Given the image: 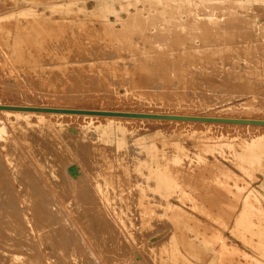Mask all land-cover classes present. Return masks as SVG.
Returning <instances> with one entry per match:
<instances>
[{
    "label": "bare ground",
    "instance_id": "obj_1",
    "mask_svg": "<svg viewBox=\"0 0 264 264\" xmlns=\"http://www.w3.org/2000/svg\"><path fill=\"white\" fill-rule=\"evenodd\" d=\"M5 1H6V3H8L7 0H5ZM10 1H12V0H10ZM28 1L31 2L32 0L31 1L28 0ZM208 1L209 0H198L197 2H194V3L201 4V3H208ZM48 2H50V1H48ZM50 3H52V2H50ZM1 4H3V3L1 2ZM64 4H66V3H64ZM132 4L135 6L134 1H133ZM199 4H197V5H199ZM52 5H54V4H52ZM47 6L49 8L50 5H47ZM204 6H206V5H204ZM64 7H66V6H64ZM3 8H5V7H3ZM122 8H123V6H122ZM186 8L187 7H185L184 9H186ZM198 8H199V10L202 9V8L200 9V7H198ZM225 8H228V6H225ZM29 9H26L24 7V8H19L18 10H15V11H1L0 10V55H1V53H3V54L7 53V50L9 49V44H11V42L13 40L15 41V39L17 37L20 38V35H21V38H22V34L24 35L26 32H29V30L31 31V29L37 27L38 25L39 26L40 25H43V26L45 25L44 23H46V22H45L44 16H42V14L37 9L36 10L35 9L29 10ZM124 9H125V7H124ZM207 9H208V7H207ZM133 11H134V14H137V12H138L137 6H135V9ZM55 12L56 11H54V13ZM198 12H201V11H198ZM52 13H50V14H52ZM185 13H186V15H188V17L185 19V20H187V21H185L186 23H181V21L178 22L176 20V17L178 18V16H177L178 14H173L172 12L168 11L167 9L165 11L162 10V12H158L156 14H152V15L147 16V18H145L146 20H143V19L141 20V21H143L141 23L140 22H136V23H139L140 26L142 24L141 28L144 30V32H146V34L148 33L150 35L151 39L153 38L154 43L157 44V45L162 46V48L164 46L166 47L167 45L169 46V44H167L168 43L167 41L175 38V37H172L173 36L172 33H175L176 35H177V33H178V35H179V33L184 35L183 33L185 32L186 35H188L190 33V31L197 30V32H198V30H199V32H200L201 31V27L204 24H207V25H210V26H211V24H212V26L217 25V27H219L218 24H220L222 26L225 25V27H227V28L230 27V30H228L227 33H228V35H230L231 32L233 33V34L231 33L232 36L230 35L232 37V39H233L234 36L236 37L238 32L241 31V30L238 31V29L243 28V27H241L240 24L243 25V23H244V25H245V22H243L240 19L237 20V21L235 20V22L230 21V19H227L229 21L226 20L225 22H218V20L216 18H214V16L212 17V15H213L212 12H211V14L210 13H206L205 10L203 12L204 14L201 13V15L200 14H191L189 12V10H187V12H185ZM239 13H240V11H239ZM74 15L72 16L73 18H74ZM125 15H127V14L125 13ZM105 17H104V19H105ZM239 17H240V15H239ZM66 18H68V17H66ZM236 18H238L237 15H236ZM63 19L65 21V18H63ZM69 19H70V17H69ZM119 19H120L119 16H117V17L115 16L114 20H116L117 23H118ZM101 20H102V18H101ZM101 20H100V22H101ZM77 23L80 24L79 21H77ZM51 24L52 23H50V25ZM54 24H55V22L52 24V26H54ZM57 24L58 23H56V25ZM67 24H69V23H67ZM96 24H98V23H96ZM134 24L135 23H133V25ZM232 24H233V27H232ZM234 24H235V27H234ZM75 25L77 26V24H74V26ZM91 25L93 27V24H91ZM100 25H102V24H100ZM105 25H108V24L106 23ZM139 25L137 26L138 28L140 27ZM57 26H59L58 28H60V25H57ZM88 26H90V24ZM120 26H119V28H120L119 31L122 33L121 34L122 38L119 37V36H117V37H119L118 39H120V38L122 39V41H121L123 43L122 44V48L125 49V51L127 53H129L130 59L134 62L133 66H130L131 67L130 72L126 71L125 74L127 76H129V77L132 76L133 77L132 80H134L135 78H138L137 86H138L139 90H142V91L149 90L148 82L144 81V80H141V78H144V79L148 78L149 79V76H155V75L156 76H161V77L162 76L168 77V75H169V77H171L170 75H173L175 77L177 76V78L180 79V82L177 81V79L173 80L175 82L176 81L179 82L177 88H174L175 85L172 86L173 83L169 82V81H168L169 83L168 82L164 83V87L165 88L168 87L169 90L179 91V93L181 92V90L186 89V87H188V89L189 88L192 89L196 85H198V83H196V81L198 82L200 80V78H202V75H201V77L198 80H196L197 76H195V78H194V76L192 77V74H194V73L193 72H192V74H190L191 72L189 73V70H187L186 67L184 66V64H186V63L183 64L181 58H178V57H180V55L178 56V55H174L173 54V56H172L171 53H168V52L159 53L160 52L159 50H157L158 52H154L156 49L155 50L151 49L153 51H148V52L141 51V50H139L137 48L138 46L136 47L135 44L132 42L133 33L140 34L139 32H137V31H140V30H134V28H132L131 24L129 26H126V27H120ZM236 26L237 27L240 26L241 28L240 27L236 28ZM109 27H111V26H109ZM109 27L107 26V28H109ZM135 27H136V25H135ZM46 28L47 27H45L44 29H46ZM86 28H87V26H86ZM205 28H207V27H205ZM213 28H215V27H213ZM224 28H223V30H225ZM247 28H249V27L247 26ZM251 28L252 27L250 26V29ZM41 29H42V27H41ZM48 29H51L50 31L52 32V28H48ZM66 29H68V28H66ZM244 29L246 31V28H244ZM250 29H249V32H253V31H250ZM71 30H72V28H71ZM98 30H99V28H98ZM203 30H204V28H203ZM213 30H212V32H216L217 31V29H216V31H215V29H213ZM218 30H219V28H218ZM47 31L49 32V30H47ZM56 31H58V29ZM56 31L54 30L53 32H55V33H53V32L52 33L56 35ZM85 31H83V32H85ZM90 31L91 30L89 29V32ZM107 31H109V30L107 29ZM112 31H111V33H112ZM188 31H189V33L187 34ZM229 31H230V33H229ZM242 31H243V29H242ZM117 32H118V30H117ZM220 32H222V31H219V33ZM223 32H225V31H223ZM38 33L40 34V32H38ZM64 33H66V32H64ZM78 33H79V31H78ZM118 33H117V35H118ZM227 33H225V34H227ZM244 33H246V32H244ZM27 34H25V35H27ZM61 34H62V32L60 34H57V35L59 36ZM86 34H88L87 31H86L85 35ZM141 34L143 35V33H141ZM146 34H144V35L146 36ZM198 34H199L198 38H200V33H198ZM206 34H209V36L211 34V37H212V33L211 32H206ZM213 34H215V33H213ZM225 34L224 33H223V35L221 34L223 39H224V35ZM238 34L239 35H237V36L240 37V33H238ZM249 34L252 35L253 33L252 34L249 33ZM42 35L43 34L41 33V36ZM47 35H49V34H47ZM64 35L65 34H63L62 36H64ZM74 35H75V33H74ZM77 35H76V37H77ZM108 35H110V34L108 33ZM195 35L194 36L197 37V34H195ZM203 35L204 34H202V37H203ZM62 36H61V38H63ZM104 36H106V35H104ZM134 36H135V34H134ZM205 36L206 35H204V37H203L204 38V43H205V41L208 43V39H210V37L207 39V38H205ZM216 36L218 38H221L219 36V34L218 35L216 34ZM227 36H225L227 38V39H225V41H227V40L229 41L228 38H230V37L229 36L227 37ZM64 37H67V36H64ZM88 37H90V36H88ZM193 37H192V39H193ZM206 37H208V35ZM214 37H215V35L213 36V38ZM45 38L47 39V36ZM55 38H57V37H55ZM91 38L93 39V36ZM113 38H114V36H113ZM176 38H175V40H177ZM187 38L186 39L184 38V39L187 40ZM213 38H211V40H209L210 41L209 42L210 46L212 44L211 42L213 41ZM23 39H25V41H26V38L23 37ZM40 39L37 38V41L40 40ZM42 39H41L42 40L41 42L44 41V37ZM63 39H61V40L63 41ZM66 39L68 41V38H66ZM88 39L91 41L90 38H88ZM136 39H137V36H136ZM223 39H220V41L222 42ZM236 39H235V41H237ZM28 40H29V37H28ZM73 40H75V37H74ZM175 40L172 41L171 45L174 46V44L177 42L178 45L177 44L176 45L180 47V46H182V45H179L181 42H183L184 44L187 43V41H185V40H184L185 42L178 40L180 43H178V41L175 42ZM199 40H201V39H199ZM214 40H216V41H214V43L216 42V44H217V39L215 38ZM244 40L245 39H242L241 42H245L246 43L247 40L246 41H244ZM18 41H19V39H18ZM60 41L58 42V38H57V42L60 43ZM96 41L97 40H95V42ZM115 41H113V39H112V42L115 43ZM138 41L141 42L140 39ZM142 41L144 42V40H142ZM220 41H218V42H220ZM26 42L28 43V41H26ZM41 42H39V43H41ZM57 42L56 43L53 42V44L56 45ZM63 42H65V39H64ZM97 42H99V41H97ZM110 42H111V40H110ZM173 42H175V43L173 44ZM241 42H239V43H241ZM23 43H24V41H23ZM27 43H26V45H27ZM29 43H30V41H29ZM65 43H67V42H65ZM68 43H70V40H69ZM85 43L88 44L87 41H85ZM117 43H116V45H117ZM141 43H140V45H141ZM146 43H147V41H146ZM222 43H225V42L223 41ZM222 43H221V45H222ZM230 43H233V42H230ZM248 43H250V42H248ZM48 44H50V43H47V45ZM73 44H75V42ZM77 44H79V43L77 42ZM142 44H144V43H142ZM33 45H35V44H33ZM62 45L63 44L61 42V46ZM65 45H67V44H65ZM104 45H105V42H104ZM118 45H121V43L118 44ZM149 45H150V43H149ZM226 45H227V47L230 48V46H228V44H226ZM243 45L247 48L246 45H248V44L246 43V45L245 44H243ZM243 45H241V46L243 47ZM16 46L19 47V45H16ZM30 46H32V45H30ZM101 46H103V45L100 44V46H98V47H101ZM190 46H193V45H190ZM203 46H204V44H203ZM203 46H202V48H204ZM208 46L209 45H207V47ZM210 46H209V48H212L213 45L211 47ZM216 46H219V45L217 44ZM233 46H235V45H233ZM50 47H49V49H51ZM63 47H64V45L62 46V49H63ZM77 47H78V45H77ZM90 47H91V44H90ZM96 47H97V45L95 44V48ZM196 47H198V46H196ZM223 47L225 48V46H223ZM223 47H222V49H223ZM27 48H28V46H27ZM38 48H40V47H38ZM38 48H36V49H38ZM58 48H61V47L58 46ZM73 48H71V49H73ZM86 48L88 49V47H86ZM156 48H157V46H156ZM229 48H228V50H230V52H229L230 56L229 57L231 58V53L234 52L237 49H235V47H234V50L231 52V49H229ZM246 48H243V49L246 50ZM249 48L250 47H248V49ZM33 49L36 50L35 48H33ZM41 49H43V48L41 47ZM83 49H85V48H82V50ZM109 49H111V48H109ZM143 49H144V47H143ZM168 49H170V46H169V48H167V50ZM191 49H192V47H191ZM191 49L188 48L189 51ZM213 49L217 52V49H215L214 47H213ZM243 49H242V51L246 52ZM64 50H66V49H64ZM112 50H111V53H112ZM118 50H116V51L118 52ZM147 50H148V47H147ZM195 50H197V49H195ZM218 50H220L219 47H218ZM225 50L227 51V48ZM31 51H32V49H31ZM69 51H71V50H69ZM80 51H81V49H80ZM80 51L77 52V54L78 53H82ZM163 51H164V49H163ZM177 51H178V49H177ZM238 51L240 52L241 50L238 49ZM46 52H48V51L46 50ZM50 52L51 53L53 52L51 54V55H53L55 53V50L52 49V51H50ZM66 52L67 51H65V53ZM99 52H101V51H99ZM117 52H116V54H117ZM210 52H212V50ZM216 52H214V53H216ZM221 52L219 51V53L218 52L217 53L221 55ZM260 52L263 53L264 51L262 52V50H261ZM37 53H38V51H37ZM41 53L39 51V54H41ZM93 53H95V51ZM104 53H106V51ZM111 53H109V54H111ZM121 53L124 54L123 51ZM180 53H176V54H180ZM192 53H191V55H192ZM204 53H205V51H204ZM214 53H213L211 59H213ZM235 53L236 52H234V54ZM39 54H38V57H40ZM59 54H61V53H59ZM59 54H58V56H59ZM91 54H90V56H91ZM202 54H203V52H202ZM218 54H215V55H218ZM247 54H252V56H253L256 53L253 54L251 52V50H249ZM34 55L36 56V53H34L33 56ZM98 55L100 56V54H98ZM102 55H104V54H102ZM102 55H101V57H103ZM129 55L127 54V56H129ZM197 55H198L197 57H199V60H198V58H196V59L198 60V62L201 61V62H199L201 64H199V63H197V64L202 65L204 59L200 60L202 58V57H200L201 53H200V55H199V53ZM207 55H208V53H207ZM35 56L33 58H35ZM44 56H42V57L43 58H45V57L47 58L48 55L45 56V57ZM65 56L67 57L68 55H65ZM94 56L95 55H93V57ZM99 56L97 57V55H96V57L93 58L94 61H95L96 58H99ZM181 56H183V58H184V54L183 55L181 54ZM192 56H194V55H192ZM222 56H223V54L221 55V57ZM225 56H226V54L224 55V57ZM233 56L234 55L232 54V57ZM256 56H258V55L256 54ZM262 56H260V57L263 58ZM4 57H6V56H4ZM8 57H9L8 60H10V55H8ZM188 57H189L188 59H190V55ZM210 57L211 56H209V58ZM221 57H219V58H221ZM227 57H228V55H227ZM227 57H225L224 59L226 60ZM229 57H228V59H229ZM247 57L249 58V56H247ZM88 58H91V57H88ZM108 58L110 59L109 56H108ZM127 58H129V57H127ZM234 58H233V60H234ZM53 59L50 58V61L53 60ZM55 59L57 60V58H55ZM62 59H64V58H62ZM62 59L60 58V61ZM105 59H104V61H105ZM113 59H115V58H113ZM206 59L207 58H205V62H206ZM214 59L216 60V59H218V57L217 58L214 57ZM246 59H244V60H246ZM249 59H247V60H249ZM27 60H28V58L26 60H24V61H27ZM35 60L39 61L40 59L38 58V59H35ZM56 60H54V61H56ZM66 60H67V58H66ZM218 60H220V59H218ZM222 60H220V62ZM233 60L232 61L230 60V61L236 63V61H233ZM244 60L239 59L238 61H244ZM262 60H264V58ZM2 61H3V59H2ZM18 61H20V60H18ZM128 61H130V60H128ZM192 61L194 62L195 60H192ZM226 61H224V62H226ZM250 61L251 60H249V63H250ZM253 61H255V60H253ZM65 62H68V61H65ZM222 62L220 64H223ZM245 62H246L245 63V65H246L247 61H245ZM261 62L262 61H260V63ZM1 63L2 62L0 60V67L2 66ZM26 63H28V62H26ZM85 63H86V60H85ZM103 63H102V66H104ZM108 63H109V60H108L107 64ZM119 63H121V62H118V64ZM187 63H189V64L188 65L186 64V65L190 66V68H191L190 64H193V63H190V61L188 62V60H187ZM210 63H211V61L209 62V64ZM212 63H214V60H212ZM212 63L210 64L211 66H212ZM218 63H215V64H218ZM235 63H233V64L231 63V65H228V64H230V62L228 60V64L227 63H225V64L228 65V66H233ZM257 63H259V61ZM12 64H14V63H12ZM20 64H22V62ZM79 64L82 65V61H80ZM104 64H106V63H104ZM121 64H124L123 61H122ZM194 64H196V62ZM206 64H208V63L206 62ZM239 64H240V62H239ZM239 64L237 62L236 65H239ZM251 64L252 63H250V66H249V64H247L248 65L247 67L251 68ZM81 65H80V68L82 67ZM92 65H94V63ZM92 65H90V66H92ZM224 65H221V66H223L225 68ZM236 65H234V66H236ZM254 65L255 66L257 65L256 67L259 66L258 64H254ZM260 65H263V63H261ZM11 66L13 67V65H11ZM16 66H14V67H16ZM19 66L20 65H18V67ZM118 66H116V67H118ZM192 66L193 67H198V65H196V66L192 65ZM221 66H219L220 68H218V69H220L222 71ZM234 66L232 67L233 69L235 68ZM241 66H243V65H241ZM26 67H29V66H26ZM44 67H45V63H44ZM51 67L52 66H50L49 68L51 69ZM105 67H104V69H105ZM120 67H121V65H120ZM123 67H124V65H123ZM125 67H126V65H125ZM202 67L200 66V68L202 69V72H204V70H203L205 68L204 65ZM207 67H209V65L206 66V68ZM6 68H7V66H6ZM49 68H47V69H49ZM110 68L113 69L112 66ZM126 68H128V63H127V67ZM187 68H189V67H187ZM226 68L224 69L226 71H227V69H230V68H227V69ZM237 68L235 70L236 72H237ZM244 68L247 71V68L246 67H244ZM260 68H262V67H260ZM260 68H259V70H260ZM25 69L23 71H25ZM28 69H30V68H28ZM31 69L32 70H28V71L32 72V74H33V72H34L33 70L34 69L33 68H31ZM53 69H54V67L52 68V71L54 72ZM58 69H60V68H56V71H58ZM93 69H95V68L93 67ZM198 69H199V67H198ZM216 69H217V67H216ZM255 69H257V68H255ZM35 70H36V68H35ZM192 70H194V69H192ZM224 70L222 72H224ZM230 70H232V69H230ZM263 70H261V71H263ZM113 71H114V69H113ZM194 71L196 72V70H194ZM197 71L201 72V70L200 71L197 70ZM212 71L213 70H211L210 72L212 73ZM216 71L217 70H215V72ZM254 71L256 73L258 72L256 70H254ZM48 72H50V71H48ZM48 72H46V73H48ZM59 72L60 71H58V73ZM67 72H69V69H67ZM99 72H101V71H99ZM107 72H108V70H107ZM202 72H201V74L205 75V74H207L205 72H208V71L206 70L204 73H202ZM210 72H208V74ZM232 72H234V71H232ZM241 72L238 70L237 73L240 74ZM247 72H249V71H247ZM247 72H245V73H247ZM250 72L248 73V76H249ZM41 73L44 74L45 72L41 71ZM211 73H210V75H211ZM225 73H227V72H225ZM256 73H255V75L251 76V79H252V77L255 78V76L259 75L258 73H257L258 75H256ZM262 73H264V72H262ZM23 74H26V73H23ZM32 74H31V76H29L30 78L33 76ZM93 74H95V72ZM96 74H98V73H96ZM125 74H123V75H125ZM196 74H197V72H196ZM196 74H194V75H196ZM217 74L220 75V73H217ZM228 74H230L229 70H228ZM251 74H254V73H251ZM11 75H12V73H11ZM37 75H39V74H37ZM46 75H49V74H46ZM66 75H68V73ZM66 75H62L61 74V77L66 76ZM99 75H101V73ZM105 75H106V73H105ZM107 75H108V73H107ZM234 75H235V73H234ZM240 75H242V74H240ZM76 76H74V74H73V76H70V77L75 79L74 77H76ZM91 76H93V75H91ZM102 76H103V73H102ZM114 76H117V75H114ZM119 76H121V75H119ZM198 76H200V75H198ZM231 76L233 78V75L230 74L229 77L231 78ZM235 76H234V79L237 76H239V75H237L236 77ZM262 76H264V75H262ZM34 77H36V75ZM34 77H32V78H34ZM61 77H58V78L60 79ZM215 77H211L210 76V79L214 78L217 81L218 77L217 78H215ZM226 77L228 78V75ZM245 77H247V74L245 75ZM32 78H31V80H32ZM44 78H46V80L48 81V79H52L53 80V78H55V77L53 76V78L50 77L48 79H47V77H43V79ZM88 78H90V76ZM124 78L121 79L122 80L121 82H124L123 81ZM156 78H158V77H156ZM171 78L170 79L168 78V79L172 80ZM207 78L208 77H205L204 79H201V80L204 81V80H207ZM221 78H223V76ZM227 78H226V81L229 82L230 78H228V80H227ZM237 78L241 79V77H237ZM57 79L55 78L54 81L57 80ZM77 79H78V77H77ZM77 79H75V81ZM111 79L114 80L113 77ZM115 79H116V77H115ZM151 79H153V78H151ZM246 79L250 80V78H246ZM70 80L71 79H69V83H70ZM107 80H109V78ZM124 80H126V79H124ZM129 80H131V78ZM161 80H162V78H161ZM222 80H224V79H222ZM262 80H264V78ZM38 81L40 82V80H38ZM54 81L52 82L53 83L52 85L55 86L56 83L54 84ZM63 81H64V79H63ZM243 81H244V83L246 82L245 80H243ZM254 81H256V80H254ZM258 81L257 82L260 85V82H261L260 79ZM39 82H37V80H36V84L39 83ZM57 82H58V80H57ZM79 82H80V80H79ZM126 82H128V81H126ZM152 82H154V80ZM210 82H211V80H210ZM218 82L220 84V82L224 83L225 81H218ZM230 82H232V84H233V81H230ZM240 82H241V84L239 83L240 86L243 85L242 81H240ZM250 82H248V87L250 85L249 84ZM59 83H61V82H59ZM67 83H65V84H67ZM162 83H163V81H162ZM199 83L201 85L203 84L201 82H199ZM213 83H214L213 87H211L212 86L211 83L209 85L207 83L206 84L208 86L211 85L210 86L211 89L215 88L216 85H219V84H216V82H213ZM262 83H263V81H262ZM262 83H261V86H262ZM47 84H44L43 86L46 85V87H48ZM49 84H50V82H49ZM83 84H86V83H83ZM227 84L228 83H225L223 85L225 86ZM232 84L230 83V85H232ZM251 84H252V82H251ZM39 85H41V84H39ZM52 85H50L51 89H52ZM70 85H73V84L70 83ZM74 85L76 86L77 82L74 83ZM154 85H155V83H154ZM252 85L255 86L254 83ZM38 86H36V87H38ZM43 86H42V88H43ZM62 86H64V85H62ZM79 86H83V85H81V83H80ZM133 86H134V84H133ZM199 86L200 85H198V87ZM203 86L204 85H202V87L200 86V88L202 89ZM208 86H207V89H210ZM235 86H236V84H235ZM235 86H233V87H235ZM73 87H72V89H74ZM164 87H163V89H164ZM220 87H222V83H221ZM50 88H47V89H49L48 90L49 92H50ZM77 88L81 89L82 87H77ZM83 88H87V87H83ZM223 88H220L219 90L221 91ZM228 88H226V89H228ZM238 88H239V86H238ZM238 88L236 87L235 91H236V89L238 90ZM246 88L247 87L245 85L244 86V90ZM254 88L255 89H253V90L257 89L256 86ZM87 89H89V88H87ZM94 89H96V88H94ZM132 89H133V87H132ZM197 89L199 90V88H197ZM207 89H205L206 92H207ZM230 89L231 88H229V90H228L229 92H230ZM241 89H243V88H241ZM241 89H240V91H241ZM247 89H250V88H247ZM261 89H262V87H261ZM64 90H66V89H64ZM125 90H126V88H125ZM158 90H159V88H158ZM194 90L192 89V91H194ZM253 90L251 89V91H253ZM258 90H259V88H258ZM67 91L68 90H66V92ZM94 91H98V89H96ZM202 91H204V90H200V92H202ZM215 91H217V90H215ZM249 91H247V93L251 92V91L250 92ZM74 92L75 91H73L72 94ZM77 92H78V90L76 91V93ZM154 92H156L155 89H154ZM231 92H233V91H231ZM253 92H255V94L254 93L253 94L256 95V91H253ZM259 92H260V90H259ZM80 93H82V92L79 91L78 94L80 95ZM146 93H148V92H146ZM161 93H163V95L167 94V93H164V92H161ZM175 93H173V94H175ZM190 93H192V92H190ZM212 93H213V91H212ZM236 93H240L239 90ZM241 93H245V92H241ZM241 93H240V95H241ZM58 94H61V92H58ZM186 94H188V93H186ZM232 94H234V93H232ZM52 95H51L52 96L51 100H54L55 93L52 94ZM169 95H171V94L169 93ZM200 95H202V94H200ZM249 95L247 94V96H249ZM165 96H167V95H165ZM189 96L187 95L186 97H189ZM195 96H197V95H195ZM60 97L56 96L55 99L58 100L57 98L60 99ZM65 97H67V96L65 95ZM68 97H69V95H68ZM127 97L129 98V95ZM134 97H133V99H134ZM152 97H154V96H152ZM171 97H173V96H171ZM176 97H177V95L175 94V97H173V98L175 99ZM184 97H182L183 99H181V98L180 99L183 100V101L187 100V98H184ZM200 97L202 98L204 96H200ZM62 98H64V97H62ZM74 98H79V96L78 97H74ZM166 98L169 99L168 96L165 97V99ZM209 98H210V95L208 97V103H209V101L211 103V98H215V97H211L210 100H209ZM253 98H254V100H256L254 96H253ZM253 98H251L250 100L252 101ZM190 99L191 98H188L189 101H190ZM197 99H200V98H197ZM204 99H206V98H204ZM71 100H72V98H71ZM142 100L143 99H141V101ZM188 100H187V102H188ZM201 101L203 102V99ZM214 101H215V99H214ZM214 101H212V102H214ZM248 101H246L247 104H248ZM251 101H249V102H251ZM159 102H160V100H159ZM198 102L199 101H197L196 103H198ZM202 102H201V106L204 103V102L203 103ZM253 102L254 101H252V104L249 103V105H253ZM256 102H257V100H256ZM184 103H182V104H184ZM260 103H259V105H260ZM196 105H198V104H196ZM259 105L257 104V107H259ZM2 106H14V107L23 106V107H35V108L42 107V106L37 107V106H31V105L29 106V105H24V104L19 106V105H12V103L11 104L2 103V104H0V107H2ZM261 106L263 108L264 105H261ZM211 107H212V105H211ZM254 107H256V106H254ZM49 108H53V107H49ZM57 108H65V107H58L57 106ZM249 108H253V107H249ZM262 108H260V109H262ZM76 109H79V108H76ZM109 111H110V109H109ZM124 112H126V111H124ZM147 113H144V114H147ZM182 114H184V113H182ZM173 115H177V113L173 114ZM227 116H229V115H227ZM76 117H81L84 120L86 119V120L91 121V122L94 120V118H102V121L105 122L104 124H107L109 126L106 125L107 126L106 129H102L99 126H96L94 124L95 125L94 128L87 129V128H90V127H85V125L84 126H71V125L67 124V122L71 118H76ZM45 118H50L52 120H46ZM63 118H68V119L70 118V119L69 120L67 119L68 121L65 122ZM103 118H104V120H103ZM251 118H253V117H251ZM132 119L144 120V122H145V120H147V121H150V120L162 121V120H155V119L148 120V119H141V118H132ZM257 119H254V120H257ZM129 120H131V119L130 118H122V117H114V116L113 117H106V116H98V115L89 116V115H79V114H76V115L61 114V113L53 114V113H46V112H40V111L39 112H33V111H28V110L18 111V110H11V109H5V108L0 109V264H2V263L6 264V263H9V262H11L12 264H104V263L106 264V262L104 261L106 259L110 260L111 262L112 261H117V260H120V261L122 260L123 264H143L144 262H143L142 259H140L139 261H136V260H138L140 258V256L142 258V254H143V256H145V254H148V256H151L150 258H152V256L153 257L155 256L157 258V260L159 261L162 258V256H160V254L163 255V253H165L167 255L168 253H170L171 251H168V248H167V245H166L169 242L168 243H166V242L168 240L173 239V236L177 240L183 239L182 236H184L185 238H186V236L189 237V238H190V236L194 237L195 241L198 244H201V245L203 244L202 246H204V247H208V245L210 244L211 246L215 247L216 250L220 251L223 254V257H222L221 254H219V257L222 258V259L219 258L221 264H233V263H231V261L230 262L228 261V258L232 255V253H231V255H228L229 250H226L224 242L223 243L221 242L223 240H218V238L216 236V233H215L216 230L212 231L210 229V227H211L210 225L200 224V223L196 224L197 222L193 223L196 220H193V222L189 221L188 217L184 216L183 213H179L180 210H182V209H180V207H178V206L177 207L179 208V212L176 211V210H175L176 212L170 211V208L168 207V203H169V199L170 198H176L177 199L176 201H179V203H183V205H188V207H189V205H191L190 208L194 207L195 210L196 209L199 210L200 215L202 214L201 216H204L207 220H208V218H210L211 221L213 220V221L217 222V225L220 224L223 227V226H225L226 223H228L227 221L229 219L233 218V216L235 215L234 212H233L234 215L231 214L232 211H230V210H232V208L229 207L230 205H229L228 201L229 200H230V202L233 201V203L236 202V200L238 201L239 195L241 196V192L239 194L238 193L239 190H238L235 193H232L233 191H231V189H229L227 187L226 183L224 184V181H216V182L215 181L209 182L208 180L205 181L203 179L204 178L203 175L200 172L204 171L206 169H209V167H206V169L205 168L204 169H201V168L198 169V168H193L191 166L182 167V166L179 165L180 164L179 160L175 159L174 156H169V157L162 156L160 153H158V151L156 149H151L150 151L143 150V152H141V151L140 152H136V150L127 152L123 148V142L120 143L121 139L117 140V142L114 143V144L103 143L101 140H96V137H98V136H104V135L105 136H109V135H113V134L119 135L122 132L123 127H121V126H119L117 124H121V123L125 124L126 123L125 121H129ZM262 120H264V119H262ZM173 122H176V121H173ZM185 123L187 124V123H198V122L187 121V122H184V124ZM201 124H217V123L205 122V123H201ZM228 125L234 126L236 124H228ZM242 125L248 126V127L251 126V125H245V124H242ZM242 125H239V126H242ZM260 126L264 127V125L263 126L260 125ZM260 126H253V127L259 128ZM73 136H77V138H74ZM241 141H243V140H241ZM193 148H196V146L195 147L193 146ZM251 149H252L251 146L249 147V146H244L243 145V147L238 148L236 151H235V149L233 150V149H229V148H224V149H222L220 151H221L222 155H224V154L225 155L236 154V155H238L240 157L241 161L248 162L249 160H251L250 159L252 157L251 154L253 153V151H250ZM141 158H144L145 160H147V161L144 162L143 166L141 164L138 165L139 162H137V160L141 159ZM195 169H197L198 171L195 170ZM239 200H241V197H240ZM260 200H261V198H260ZM176 201L174 200V202H176ZM231 204H232V202H231ZM235 204H233V205H235ZM252 204H254V203H252ZM258 204L259 203H257V205ZM260 204H261V201H260ZM99 205L103 206L101 213L99 215H96V216L92 217V218L87 216L86 211L82 210V207L96 208ZM233 205H231V206H233ZM235 206H237V205H235ZM235 206H234V208H236ZM255 206H254V209H252L253 211L256 208L258 210V208L260 207L258 205V207L256 206V208H255ZM234 208H233V210H235ZM260 208H262V207H260ZM239 209H241V208H239ZM172 210H174V209H172ZM260 210L263 211L264 208L260 209ZM258 211L256 213H258ZM239 212H241V210ZM259 213L261 214L260 215L261 217L260 216L259 217L260 218L263 217V222H264V215H263L264 212L262 214V212L259 211ZM249 214H251V213H249ZM258 214H256V215L254 214V216L256 218H254V216L252 217L250 215L251 218H252V222H253V220H255L257 218H258L257 220L260 221L259 217H257ZM236 216H238V219L240 218L239 220H242V218H244L243 217L244 214H243V216L242 215H236ZM248 219H250V218H247V221H249ZM183 220L186 221L185 224L182 223ZM211 221L210 222L208 221V222L211 223ZM258 221H257V224H256L257 226L254 225V226L250 227V228L253 229L254 234H257L256 231H254L255 226H256L257 232H258V234H257L258 237L257 238H259V236L264 234V232H263L264 229H263V226H262L263 234L259 235V231L260 230L258 229V225H261V224H258V223H260V222L262 223V221H260V222H258ZM230 222L231 221H229V224H230ZM252 222H251V224H252ZM255 222H254V224H255ZM169 224L172 227L170 229V230H172L171 233H170V236L168 234L169 227L167 228V226H166V225H169ZM247 224H248V222H247ZM220 225H219V227H220ZM241 225H242V223H241ZM245 225H246V223H245ZM248 225H250V224H248ZM262 225H264V224L262 223ZM238 226H239V224H238ZM230 227H232V226H230ZM230 227H228V228H230ZM250 228H246L244 226V229H246V230L248 229L249 230L248 232H251ZM259 228H261V227L259 226ZM240 229H241V227H240ZM237 230H239V229H237ZM242 231H243V229H242ZM244 231H243V234H244L243 237H247L245 239L249 241L250 237L252 236L251 233H253V232L249 233V234H251V236H250V235H246L244 233ZM239 232L241 233V230ZM233 233H235V232H233ZM240 233L239 234L237 233V235H239V236L241 235L242 236L243 234L242 233L240 234ZM166 234H168V235L166 236ZM221 234H223V233H221ZM171 235H173L172 238H171ZM233 235H236V234H233ZM239 236H238V238L237 237L236 238L239 239L241 237V236L240 237ZM243 237H241V240H242ZM252 237H251V241H252ZM174 240L175 239H173V241ZM259 240L261 241V239H259ZM263 240H264V238L262 239V241ZM243 241L245 242L244 238H243L241 243H243ZM251 241H249V242L252 243ZM253 241H254V237H253ZM175 242H176V240H175ZM181 242H183V241H181ZM259 242H258V240H257L256 244L254 242V244H255V246L257 248H260L259 247V245H260ZM245 244H246V242H245ZM177 245L178 244L175 245V250H174L175 253L178 252V250H179V247ZM246 245L249 246V243L247 242ZM246 245H244V247ZM168 247H171V245L168 246ZM252 247H250V248H252ZM161 248H162V250L164 249V251H162L163 253L162 252L160 253ZM234 248H236V247H234ZM262 249H264V245H263ZM232 250H233V248H232ZM232 250L230 252H232ZM235 250H238V249H235ZM253 250H254V247H253ZM256 250L257 249H255V251ZM158 253H160V254L158 255ZM212 253H214V252H212ZM212 253H210V256H211ZM260 253H261V251H260ZM172 254H174V253H172ZM182 254H183V252H182ZM233 255H235V254H233ZM261 255H263V257H264L263 250H262V254ZM159 256L161 258H159ZM165 257L167 258V256H165ZM232 257L235 258V256H232ZM232 257H230L229 259H232ZM240 257H243V256H240ZM246 257H248V256H246ZM215 258H217V256ZM188 259H189V257H188ZM219 259L217 261H219ZM238 259H239V257H238ZM244 259H247V258H244ZM250 259H252V257ZM103 261H104V263H103ZM120 261H118L117 264ZM185 261L181 260L177 256V253H176V254L173 255L172 260H169L167 258V260L165 262H168L167 264H186ZM193 261H195V260H193ZM209 261H210V259H209ZM240 261H241V258H240ZM250 261L254 262L253 259L250 260ZM153 262H156V261L154 260ZM161 262H162V260H161ZM236 262H237V259H236ZM245 262H246V260H245ZM114 263L116 264V262H114ZM153 264H155V263H153ZM158 264H160V263H158ZM195 264H196V261H195ZM197 264H200V263H197ZM239 264H241V263L239 262ZM248 264H251V263L248 262ZM254 264H256V263L254 262Z\"/></svg>",
    "mask_w": 264,
    "mask_h": 264
},
{
    "label": "rangeland",
    "instance_id": "obj_2",
    "mask_svg": "<svg viewBox=\"0 0 264 264\" xmlns=\"http://www.w3.org/2000/svg\"><path fill=\"white\" fill-rule=\"evenodd\" d=\"M4 1L5 0H3V1L0 0V10L1 11H15V10H18L19 8H24V7L26 9H29L30 8L29 10H32V9H35L36 10L37 9L42 14V16H44V19H45V22L46 23H44L45 24L44 26L43 25H40V26L38 25L37 27L31 29V31L29 30V32H26L25 33V34H27V33L29 34L30 33L29 35L28 34L27 35H25V34L23 35L22 34V38H21V35H20V38L17 37L15 39V41L13 40L11 42V44H9V49L7 50V53L6 54L1 53V55H0V58L1 59L0 60L2 62L1 63L2 66L0 67V74H1L0 75V79H1L0 80V104H2V103L11 104L12 103V105H19V106L24 104V105H29V106L31 105V106H37V107L42 106V107H53V108H57V106H58V107H65L67 109L68 108L69 109L79 108V109H84V110H94L95 109V110L108 111V112H113V111H116V112H124V111H126L127 113H130V112H135L136 111L135 113H140V112L141 113H147L148 112L147 114H150V113H154V114H161L162 113V114H164L165 113L164 115H167V114H171V113L172 114H176L177 113V115H183V116L191 115L192 114L191 116H196V115L198 116L199 115L200 117L209 116V117H219V118H223V116H224L226 118H234V119H242V118H245V117H246L245 119H247V118L250 119L251 117H253L251 119H257L258 118L257 120L264 119V106H263V108L261 106V105H264V102H263L264 101V91H263L264 90V80H262L264 78V76H262V75H264V73H262V72H264V70H263L264 69L263 68L264 67V62H263L264 60H262L264 58V54H263L264 53L263 52L264 51V0H209L208 3H201V4L197 3L199 5H197L196 3H194V2H197L198 0H176V1L175 0H123V1L122 0H46L47 2L45 0H32V1L30 0L31 2H29L28 0H18V1L17 0H12V1L7 0L8 3H6V1L5 2ZM48 1H50L52 3L48 2ZM133 1L135 3V6H137V8H138L137 14H134V11H133L135 9V6L132 4ZM1 2L3 4H1ZM64 3H66V4H64ZM52 4H54V5H52ZM47 5H50L49 8H48ZM204 5H206V6L208 5L207 6L208 9ZM64 6H66V7H64ZM122 6H123V8H122ZM225 6H228V8H225ZM3 7H5L6 9L3 8ZM124 7H125V9H124ZM185 7H187V8L184 9ZM198 7H200V9L201 8L202 9L199 10ZM166 9L168 11L172 12L173 14H178L177 15L178 18L176 17V20L178 22L181 21V23H186L185 21H187V20H185L188 17V15H186V13H185V12H187V10H189V12L191 14H200V15L205 10L206 13H210L211 14V12H212V14H213L212 17L214 16V18H216L218 20V22H225L227 19H230V21L235 22V20L237 21V20L240 19L243 22H245V25H244V23H243V25L240 24L241 27H243V28H241L240 26H238V27L241 28V29H238V31L241 30L240 32H238V33H240V37L237 36V35H239L238 33H237L236 37L235 36L233 37V39L234 38L235 39L237 38L236 40L237 41L239 40L238 42L235 41V39L234 40L232 39V37H231L232 36L231 35L232 32L230 33V31H229V33H230L231 36L228 35L227 32H228V30H230V27L227 28V27H225V25L222 26L220 24H218L219 27H217V25L212 26V24H211V26H210V25L204 24L205 26L203 25L201 27V31L200 32H199V30H198V32H197V30H194V31H190V33H191L190 34L189 31H188L187 32V34L189 33L188 35H186L185 32L183 33L184 35H182L180 33H179V35H178V33H177V35L175 33H172V35H173V36L171 35L172 37H175V38L177 37L176 38L177 40H175V38H173L175 40V42L178 41V40L179 41H184L188 37L187 40H185V41H187L188 44L187 43L184 44L183 42L180 43L178 41V43H180L179 45H182V46H180V47L177 46L178 45L177 42L176 43L173 42V44L175 43L174 46H173L171 44H172V41H174V40L171 39V40L167 41L168 42L167 44H169V46H170V49H168L169 50L168 51L167 48H169V46L167 44L166 45L168 47L167 46L166 47L164 46L163 48H162V46L155 44L154 41H153V38L151 39L150 35L148 33L146 34V32H144V30L141 28L142 24L140 26L139 23H136V22H140L141 23V22H143L141 20L142 19L143 20H146L145 18H147V16L152 15V14H156L158 12H162V10L165 11ZM197 10L198 11H201V12H198ZM54 11H56V12L54 13ZM239 11H240V13H239ZM50 13H52V14H50ZM125 13L127 15H125ZM72 14L73 15L75 14L74 15V18L72 17L73 16ZM236 15H237L238 18H236ZM239 15H240V17H239ZM115 16L116 17L117 16L120 17V19L118 20L119 21L118 23H117L116 20H114L115 19ZM66 17H68V18H66ZM69 17H70V19H69ZM104 17H105V19H104ZM63 18H65V21H64ZM101 18H102V20H101ZM100 20H101L102 23L100 22ZM77 21H79L80 24H78ZM227 21H229V20H227ZM54 22H55V24H54V26H52V24ZM95 22L98 23V24H96ZM50 23H52V24L50 25ZM56 23H58L57 25H60V28H58L59 26H57ZM67 23H69V24H67ZM73 23L74 24H77V26L76 25L74 26ZM99 23L102 24V25H100ZM106 23L108 25H105ZM133 23H135V24L133 25ZM89 24H90V26H88ZM91 24H93V27H92ZM130 24L132 25V28H134V30H140V31H137L140 34L133 33V35H132V42L135 44L136 47L138 46L137 48L139 50L148 52V51H153V50L156 49L154 52H158L157 50H159L160 51L159 53H166V52H168V53H171L172 56H173V54L174 55H178V56L180 55V57H178V58H181L183 64L186 63L188 65L189 63H187V60H188V62L190 61V63H193V64H190L191 65V68H190V66H187L186 64H184V66L186 67V69L189 70V73L191 72L190 74H192V72L194 74H196V72H197L196 75L192 74V77L194 76V78H195V76H197L196 77L197 78L196 80H198L201 77V75H202V78H200V80L198 82L196 81V83H198V85H200L201 87H202V85H204L203 88L201 89L200 86L198 87V85H196L197 87L195 86L196 88L195 87L192 88L193 90L195 89L194 91H192V89H190V88L188 89V87H186V89L181 90V92L179 93V91L169 90L168 87H166V88L164 87V83H167L169 81V82H172L173 83L172 86H174V85L176 86V87L174 86V88H177V86H178V84L180 82V79L177 78V76L175 77L173 75H170L172 77L171 78V77H169V75H168V77H164V76L161 77V76H156L155 75V76H149V79L148 78H146V79L141 78V80H144V81H147L148 82V84H149V90H144V91L139 90L138 89V86H137L138 78H135L134 77L135 79L132 80L133 79L132 76L129 77V76H127L125 74L126 71L127 72H130V69H131L130 66H133L134 62L130 59L129 53H127L125 51V49L122 48V44H123L121 42L122 41V39H121L122 38V35H121L122 33L119 31L120 30L119 26L120 27H126V26H129ZM137 24L140 26L139 28L137 27L138 26ZM135 25H136V27H135ZM86 26H87V28H86ZM107 26L108 27L111 26L112 28L111 27L107 28ZM247 26L249 28H247ZM250 26L253 29L252 28L250 29ZM41 27H42V29H41ZM43 27L44 28L47 27L46 29L49 30V32L46 29H44ZM205 27H207L210 31L207 28H205ZM211 27L212 28L215 27L213 29H215V31L217 29V31L216 32H212L213 29ZM232 27H233V24H232ZM234 27H235V24H234ZM238 27L236 26V28H238ZM48 28H52V32L54 30L56 31L58 29V31H56V35L53 34L55 32L52 33L50 31L51 29H48ZM66 28H68V29H66ZM71 28H72V30H71ZM98 28H99V30H98ZM203 28H204L205 31L203 30ZM218 28H219V30H218ZM223 28L225 30H223ZM244 28H246V31H245ZM89 29L92 32L91 31L89 32ZM107 29L109 31H107ZM116 29L118 30L119 33L117 32ZM242 29H243V31H242ZM249 29H250V31H253V32H249ZM85 30L88 33L86 35H85V33H86ZM78 31H79V33H78ZM83 31H85V32H83ZM111 31H112V33H111ZM219 31H222V32L219 33ZM223 31H225V32H223ZM38 32H40V34ZM59 32L60 33L62 32V34L59 35L60 37L57 35V34H60ZM64 32H66V33H64ZM206 32H211L212 33V37H211V34L209 36V34H206ZM244 32H246L247 34L244 33ZM41 33L43 34L42 36L44 37V41L45 42L44 41L41 42L43 40L42 39L43 37L41 36ZM46 33L49 34V35H47ZM74 33H75V35H74ZM108 33L110 35H108ZM117 33H118V35H117ZM141 33H143V35ZM194 33L197 34V37H195L196 35ZM198 33H200V38H198V36H199ZM213 33H215V34H213ZM223 33L224 34L227 33V34L224 35V39L222 37ZM249 33H251V34L253 33V34L250 35ZM63 34H65L64 36H67V37L62 36ZM134 34H135V36H134ZM144 34H146V36ZM202 34H204L206 36L208 35V37L205 36V38H207V39L210 37V39H208V43L210 42L209 40H211V38H213V36L215 35V37L213 38V41L211 42L212 43L211 46L213 45L212 48H209L210 43L208 44L206 41L204 43V38H203L204 35L202 37ZM216 34L217 35L219 34V36L221 38H218L216 36ZM76 35H77L78 38L76 37ZM104 35H106V36H104ZM227 35L230 37V38H228L229 41L228 40L225 41V39H227L225 36H227ZM46 36H47V39L45 38ZM61 36L65 39V42H67V43L63 42L64 39L61 38ZM88 36H90V37H88ZM92 36H93V39L91 38ZM113 36H114V38H113ZM117 36L121 37L120 38L121 40L118 39L119 37H117ZM136 36H137V39H136ZM23 37L26 38V41H28V43L25 41V39H23ZM28 37H29V40H28ZM55 37L58 38V42L61 39H63V41L61 40L60 43H58L57 42V38H55ZM74 37H75V40L76 41L73 40ZM87 37L90 38L91 41ZM192 37H193V39H192ZM37 38H39V39L41 38L42 40L40 39V40L37 41ZM66 38H68V41H67ZM215 38L217 39V44L219 46H216L217 45L216 42L214 43V41H216V40H214ZM18 39H19V41H18ZM112 39H113V41L116 40L115 43L112 42ZM139 39L145 45L142 44L141 42H139L138 41ZM199 39H201V40H199ZM220 39H223V41L225 43H222L223 41L221 42ZM242 39H245L244 41L247 40L246 43L248 45H246L245 42H241ZM69 40H70V43L71 44L68 43ZM95 40H97L99 42H97V41L95 42ZM110 40H111V42H110ZM142 40H144V42ZM145 40L147 41L148 44L146 43ZM23 41H24L25 44L23 43ZM29 41H30L31 44L29 43ZM55 41L57 42L56 45L53 44V42L56 43ZM85 41H87L89 45L87 43H85ZM218 41H220L222 43V45ZM39 42H41V43H39ZM61 42L64 45L63 49H62V46L63 45L61 46ZM74 42H75V44H73ZM77 42L79 44H77ZM104 42H105V45L106 46L104 45ZM119 42L121 43V45H118V44H120ZM230 42H233L234 44L233 43H230ZM239 42H241V43H239ZM248 42H250V43H248ZM26 43H27V45H26ZM47 43H50V44L47 45ZM99 43L101 45H103V46L98 47V46H100ZM116 43H117V45H116ZM140 43H141V45H140ZM149 43H150V45H149ZM242 43L245 44L247 46V48ZM29 44L32 45V46H30ZM33 44H35V45H33ZM65 44H67V45H65ZM90 44H91V47H90ZM95 44L97 45L98 48L97 47L95 48ZM203 44H204V46H203ZM226 44H228V46H230V48L227 47ZM16 45H19V47L20 46L21 47L19 48ZM77 45H78V47H77ZM190 45H193V46H190ZM207 45H209V46L207 47ZM220 45L222 47L225 46V48L223 47V49H222V47ZM233 45H235V46H233ZM241 45H243V47ZM27 46H28V48H27ZM58 46L61 47V48H58ZM156 46H157V48H156ZM196 46H198V47H196ZM202 46L204 48H202ZM38 47H40V48H38ZM41 47L43 49H41ZM49 47L51 49H49ZM81 47L82 48H85V49L82 50ZM86 47H88V49ZM143 47H144V49H143ZM147 47H148V50H147ZM191 47H192V49H191ZM213 47L215 49H217V52L218 53H219V51L221 52L222 50L225 52L226 51L225 50L226 48H227V51L228 52L226 51L224 53L222 51L223 53L221 52V55L223 54V56L221 57V55L218 54L213 49ZM218 47H219L220 50H218ZM234 47H235V49H237V50L234 51L237 54L236 53L234 54V52H232L234 50ZM248 47H250V48L248 49ZM30 48L32 49V51L34 53H36V56L34 55L35 58H33L34 57L33 56L34 53L31 51ZM33 48H35V49L38 48V49L34 50ZM71 48H73V49H71ZM79 48L81 49V51H80ZM109 48H111V49H109ZM119 48L121 50L123 49L122 51H123V53L125 55L121 53L122 51ZM176 48L178 49V51H177ZM188 48L191 49V50L189 51ZM228 48L231 49V52H232L231 53V58L229 57L230 56V54H229L230 50H228ZM243 48H246V50L243 49ZM45 49L48 52H46ZM52 49L55 50V53L53 54L54 56L51 55L54 51L52 53L50 52V51H52ZM64 49H66V50H64ZM151 49H153V50H151ZM163 49H164V51H163ZM195 49H197V50H195ZM238 49H240L241 51L239 52ZM242 49L245 50L247 53H248L249 50H251V52L253 54L256 53L258 56H256V54H254L253 55L254 57H253L252 54H247L246 52L242 51ZM69 50H71V51H69ZM111 50H112V53H111ZM116 50H118V52ZM209 50L210 51L212 50V52H210ZM252 50L253 51L255 50V51L253 52ZM259 50L260 51L262 50L263 53H261ZM37 51H38V53H37ZM39 51H40V53L42 52L41 53L42 55L39 54ZM65 51H67V52L65 53ZM79 51L82 52V53H78L77 54V52H79ZM94 51H95V53H93ZM99 51H101V52H99ZM105 51H106V53H104ZM115 51L117 52V54H116ZM204 51H205V53H204ZM88 52L90 54L92 53L91 56H90V54ZM125 52L129 56H127V54ZM190 52L191 53L193 52L192 55H194L195 57L192 56ZM202 52H203V54H202ZM214 52H216V53H214ZM59 53H61V54H59ZM101 53L104 54V55H102ZM109 53H111V54H109ZM176 53H180V54H176ZM198 53H199V55L201 53L200 57H202V58L200 60H203L204 59L202 65H199V64H201V63H199L201 61L198 62V60H199V57H197L198 56L197 55ZM207 53H208V55H207ZM213 53H214V56H213V59H211ZM38 54H39V56L41 58L38 57ZM58 54H59V56H58ZM98 54H100V56ZM181 54L182 55L184 54V58H183V56H181ZM188 54L190 55V59L191 60L188 59L189 58L188 57L189 56ZM215 54H218L219 56L218 55H215ZM225 54H226L225 57H227V55L229 57V59H228V57L226 58L227 61L224 59L225 58L224 57ZM232 54L234 55L233 57H232ZM8 55H10V60H8V58H9ZM44 55L45 56L48 55L47 58ZM65 55H68V56L70 55V56L69 57L68 56L66 57ZM93 55H95V56L93 57ZM96 55H97V57L99 56V58H96L95 61H94L93 58H95ZM101 55L103 57H101ZM4 56H6V57H4ZM42 56H44L45 58H43ZM108 56L110 57V59L108 58ZM209 56H211V57L209 58ZM247 56H249L250 59ZM260 56H262L263 58H261ZM26 57L28 58L29 61L28 60L27 61H24V60L27 59ZM59 57L61 59L62 58H64V59H62L60 61V58ZM88 57H91L92 59L91 58H88ZM127 57H129V58H127ZM204 57L207 58L206 59V62L208 64H206ZM214 57L215 58L218 57V59H220V60L223 59L222 60L223 62L221 61L223 64H220L221 63L220 60H218V59L215 60ZM219 57H221V58H219ZM38 58L40 59L39 61L38 60H35V59H38ZM50 58L51 59L54 58L53 60H51L52 62L50 61ZM55 58H57V60ZM66 58H67V60H66ZM113 58H115V59H113ZM196 58H198V60ZM233 58H234V60H233ZM246 58L249 59V60H251L250 63L253 64V65L251 64V68L252 69L250 67H247L248 66L247 64H249V66H250V63H249V60H247ZM2 59H3V61H2ZM104 59H105L106 62L104 61ZM107 59L109 60V63L108 64H107V62H108ZM239 59H242V60L246 59V60H244V61H238ZM18 60H20L22 62V64H20L21 62L18 61ZM54 60H56V61H54ZM85 60H86V63H85ZM128 60H130V61H128ZM192 60H195V61L193 62ZM212 60H214V63H212ZM228 60H229L230 64H228ZM230 60L231 61L232 60L233 61H236V63L235 62H231ZM253 60H255L256 62L253 61ZM65 61H68V62H65ZM80 61H82V65L79 64ZM122 61H123L124 64H121ZM210 61L212 63V66L210 65L211 63L209 64ZM224 61H226V62H224ZM245 61H247V64L246 65H245V63H246ZM258 61H259V63H257ZM260 61H262L261 63H263V65H260L261 64ZM11 62L14 63V64H12ZM26 62H28V63H26ZM103 62L106 63V64H104ZM118 62H121V63L118 64ZM195 62H196V64H194ZM237 62H238V64L240 62V64H239L240 66L239 65H236ZM23 63L26 66H29V67H26ZM44 63H45V67H44ZM93 63H94V65H92ZM102 63H103L104 66H102ZM127 63H128V68H126L127 67ZM197 63H199V64H197ZM215 63H218V64H215ZM225 63H227L228 65H231V63L232 64L235 63L234 65H236V66L233 65L235 67L233 69L232 68L233 66H228ZM254 64H258L259 66L256 67L257 65L255 66ZM11 65H13V67ZM18 65H20V66L18 67ZM30 65L31 66L33 65V66L31 67ZM80 65L82 66L81 68H80ZM90 65H92L95 69H93V67L90 66ZM120 65H121V67H120ZM123 65H124V67H123ZM125 65H126V67H125ZM192 65H194V66L198 65L199 69H198V67H193ZM203 65L205 67L203 69L204 72L206 70L208 72H210L211 70H213L212 73L210 72L211 75H210V73L208 74V72H205V73H207L205 75L204 74H201L202 69L200 68V66L202 67ZM208 65H209V67L210 66L211 67L210 68L209 67L206 68V66H208ZM218 65L219 66L224 65L225 68L228 66L227 68H230L232 70L226 68L227 69V71H226V70H224L225 68L223 66H221L222 71L224 70V72H222L220 69H218V68H220ZM241 65H243V66H241ZM6 66H7L8 69L6 68ZM14 66H16V67H14ZM50 66H52L51 69L49 68ZM109 66L110 67L112 66L115 72ZM116 66H118V67H116ZM53 67H54V69H53L54 72L52 71V68ZM104 67H105V69H104ZM187 67H189V68H187ZM216 67H217V69H216ZM244 67L247 68V71H249V72L251 71L250 74H249V76H248V73L249 72H247ZM260 67H262V68H260ZM28 68H30V69H28ZM31 68L34 69L33 70L34 71L33 74H32V72L28 71V70H32ZM35 68H36V70H35ZM47 68H49V69H47ZM56 68H60V69H58V71H60L59 73H58V71H56ZM236 68H237V72H238V70L240 72L242 71L240 73L242 75H240L239 73H237L235 71ZM255 68H257V69H255ZM259 68H260V70H259ZM24 69H25V71H23ZM67 69H69V72H67ZM106 69L108 70V72H107ZM192 69L196 70V72L194 70H192ZM197 70H199V71L201 70V72H198ZM215 70H217V71L215 72ZM228 70H229V73L231 75H233V78L231 76L232 79L229 77L230 74H228ZM254 70L258 71L257 73L259 75ZM261 70H263V71H261ZM41 71H43L45 73L48 72V71H50V72L46 73V74H49V75H46L45 73L44 74L41 73ZM99 71H101V72H99ZM232 71H234V72H232ZM62 72L63 73L65 72V73L63 74ZM94 72H95V74H93ZM204 72H202V73H204ZM225 72H227V73H225ZM245 72H247V73H245ZM11 73H12L13 76L11 75ZM23 73H26V74H23ZM60 73L62 75H66L68 73V75H66L67 77L66 76H63L64 77L63 78V77H61V74ZM96 73H98V74H96ZM100 73H101V75H99ZM102 73H103V76H102ZM105 73H106V75H105ZM107 73H108V75H107ZM217 73H220L221 76L219 74H217ZM234 73H235L236 76L239 75L237 77H241V79L240 78H237L234 75ZM251 73H254V74H251ZM255 73L258 76H255V78L252 77V79H251V76L255 75ZM31 74L33 75L32 77H34L36 75V77H34V78L31 77L32 80L29 77V76H31ZM37 74H39V75H37ZM73 74H74V76H76L78 74L76 77H74L75 79H77V77H78V79L76 81H75V79H73L72 77H70V76H73ZM123 74H125V75H123ZM246 74H247V77H245ZM23 75L24 76L26 75L28 78L26 76L24 77ZM91 75H93V76H91ZM114 75H117V76H114ZM119 75H121V76H119ZM198 75H200V76H198ZM225 75L226 76L228 75V78L231 79V80L229 79V82L226 81V78L227 77ZM53 76L56 79L58 77H61V78L60 79L58 78L57 79L58 82H57V80L54 81L55 78H53ZM89 76H90V78H88ZM210 76L211 77H215L216 76L215 78L218 77L219 79L217 78V81H216L214 78H211L210 79ZM222 76H223V78H221ZM234 76L236 77L235 79H234ZM43 77H47V79L51 77V78H53V80L52 79H48V81H47L46 78L43 79ZM107 77L109 78L110 81L107 80L108 79ZM112 77H113L114 80L111 79ZM115 77H116V79H115ZM150 77L153 78V79H151ZM156 77H158V78H156ZM205 77H208V78H207V80H204L205 81L204 82L201 79H204ZM62 78L64 79V81H63ZM122 78H124L126 80L123 79L124 82H121L122 81L121 80ZM128 78L129 79L131 78V80H129ZM161 78H162V80H161ZM168 78L169 79L171 78L172 80H169ZM228 78H227V80H228ZM246 78H250V80H248ZM258 78L261 81L260 82V85L258 83L259 82L258 81L259 80ZM69 79H71L70 80V83L73 84V85H70ZM175 79H177V81H179V82L173 81ZM222 79H224V80H222ZM36 80H37V82H39L38 80H40V82H41V83L40 82L37 83L38 85L39 84L42 85L44 82H45L44 84H47L48 83L47 84L48 87H46V85L43 86L44 84L42 85L43 88H42L41 85L38 86L36 84ZM79 80H80V82H79ZM153 80H154V82H152ZM210 80H211V82H210ZM243 80H245L246 82L244 83ZM254 80H256V81H254ZM53 81H54V84L56 83L55 86L52 85L53 84L52 83ZM71 81L72 82L74 81V82L72 83ZM126 81H128V82H126ZM162 81H163V83H162ZM212 81L213 82H216V84H219L218 81H225V82L224 83L223 82H220L219 85L221 86V83H222V87H220L219 85H216L215 84L216 85L215 86L216 89L215 88L211 89V87L214 86V83ZM230 81H233V84ZM240 81H242V84H243L241 86H240V84H241ZM247 81L248 82L251 81L252 84L254 83V85L256 86L257 89L256 90H253V89H255L254 88L255 86H253L251 84V82L249 83L250 85L248 87V82ZM262 81H263V83H262ZM49 82H50V84H49ZM59 82H61V83H59ZM64 82L65 83L68 82L69 84L68 83L65 84ZM76 82H77V85L76 86L77 87H82L81 89L77 88L74 85V83H76ZM199 82H201L203 84L201 85ZM80 83L83 86H79ZM83 83H86V84H83ZM132 83L134 84V86H133ZM154 83H155V85H154ZM206 83L208 85L211 83L212 86L210 85L211 86L210 87ZM225 83H228L227 84L228 86L227 85L224 86L223 84H225ZM230 83L232 85H230ZM261 83H262V86H261ZM235 84H236V86H235ZM244 84L246 85L247 88H250V89H247L246 88L247 90L245 89L246 90L245 91L244 90V86H245ZM50 85H52V89L50 88L51 87ZM62 85H64V86H62ZM206 85L210 89H207V86ZM36 86H38V87H36ZM71 86L72 87L74 86L73 88L75 90L72 89ZM233 86H235V87H233ZM238 86H239L240 89L241 88H243V89H241V91H240V89L238 88ZM260 86L262 87V89H261ZM83 87H87L89 89L83 88ZM132 87H133V89H132ZM163 87H164V89H163ZM225 87L226 88H228V87L231 88L230 89V92L228 91L229 88L226 89ZM236 87L238 88V90H239L240 93L241 92H245V93H241V95H240V93H236V92H238L237 89L235 91V88ZM47 88H50V92L48 91L49 89H47ZM63 88L66 89V90H68V91L66 92V90H64ZM94 88L98 89V91H94V90H96ZM125 88H126V90H125ZM158 88H159V90H158ZM197 88H199V90ZM220 88H223L221 90L222 92L219 90ZM258 88H259L260 92H259ZM154 89H155L156 92H154ZM205 89H207V92L205 91ZM214 89L217 90V91H215ZM251 89L253 91H256V95H254L255 92L251 91ZM77 90H78V92L76 93ZM200 90H204V91L200 92ZM71 91L72 92L75 91V92L72 94ZM79 91L82 92L83 94L80 93V95H79L78 94ZM212 91H213V93H212ZM231 91H233V92H231ZM247 91H249L250 93H247ZM58 92H61V94H58ZM146 92H148V93H146ZM161 92H164V93H167V94H164L163 95V93H161ZM172 92L173 93L176 92L175 94L177 95V97L175 99L173 98V97H175V94H173ZM190 92H192V93H190ZM54 93H55V95H54V100L55 101L54 100H51V97L53 96L52 94H54ZM152 93L153 94L155 93V94L153 95ZM169 93L171 95H169ZM186 93H188V94H186ZM230 93L231 94L234 93V94L231 95ZM200 94H202V95H200ZM247 94L248 95L250 94V95L247 96ZM65 95L67 97H65ZM68 95H69V97H68ZM128 95H129V98L127 97ZM165 95H167L169 97V99L166 98L167 99L166 100L165 97H167V96H165ZM185 95L186 96L187 95L188 96L190 95V96L189 97H186ZM195 95H197V96H195ZM209 95H210V98L211 97H215V98H211V103L209 101L210 104L208 103V97H209ZM56 96L57 97H60L61 96V97H60V99L57 98L58 100H56L55 99ZM78 96H79V98H74V97H78ZM152 96H154V97H152ZM171 96H173V97H171ZM200 96H204V97L201 98ZM253 96L255 97V99L257 100L258 103L256 102V100H254ZM62 97H64V98H62ZM133 97H134V99H133ZM182 97L187 98V100H188V98H191V99H190V101L188 100V102H187V100H185V101L181 100V99H183ZM71 98H72V100H71ZM197 98H200V99H197ZM204 98H206V99H204ZM210 98H209V100H210ZM251 98H253L252 101L255 102V103L253 102V105L256 106V107H254L253 105H249V103L252 104V101L250 100ZM141 99H143V100L141 101ZM202 99H203V102L205 100L206 101L203 103L201 101ZM214 99H215V101H214ZM159 100H160V102H159ZM248 100L251 101V102H249ZM197 101H199L200 103L199 102L196 103ZM212 101H214L215 103L212 102ZM246 101H248V104H247ZM201 102L203 103L202 106H201ZM182 103H184V104H182ZM259 103H260V105H259ZM196 104H198V105H196ZM257 104L259 105V107H257ZM211 105H212V107H211ZM249 107H253V108H249ZM260 108H262V109H260ZM109 109H110V111H109ZM182 113H184V114H182ZM227 115H229V116H227ZM45 119L46 120H52L50 118H45ZM63 119H64L65 122H67L70 118L69 119L68 118H63ZM103 120H104V118H103ZM131 120L125 121L126 122L125 124H122V123L121 124H117V125L123 127V130H122V132L119 135L113 134V135H109V136H105V135L104 136H98V137H96V140H101L103 143L114 144V143L117 142V140L121 139L120 143L123 142V148L127 152L134 151V150H136V152H140V151L143 152V150L150 151L151 149H156L158 151V153H160L162 156H166V157L174 156L175 159H178L179 160V163H180L179 165L182 166V167L191 166L193 168H198V169L199 168H201V169H204L205 168L206 169V167H209V169H206V170L200 172L203 175V177H204L203 179L205 181H207V180L209 182H211V181H215V182L216 181H224V184L226 183L227 187L229 189H231V191H233L232 193H235L238 190H239L238 191L239 194L241 192V196L239 195V199L241 197V200L238 199V201L236 200V202H234V203H233V201H231L232 204H231L230 200L228 201L229 202V205H230L229 207L232 208V210H230V211H232L231 214H233V212L235 214V215L233 214L234 215L233 218L229 219L227 221L228 223H226L225 226L222 227L220 224L217 225V222H215L213 220L211 221L210 218H208V220H207L204 216H201L202 214L200 215L199 210H197V209L195 210L194 207H193L194 209L193 208H190L191 205H189V207H188V205H183V203H179V201H176L177 200L176 198H170L169 199L168 207L170 208V211H174V212L178 211L179 212V208L178 207H180V209H182L183 211L180 210L179 213H183L184 216H186V217L189 218V221L193 222V220H196L193 223H196L197 222L196 224H199L200 223V224L210 225L211 226L210 229L212 231L213 230H216L215 233H216V236H217L218 240H223L221 242L222 243L224 242V245L226 247V250H229V253L230 254L228 253V255H231V253H232V255L230 257L235 256V258L232 257V259H229L230 257L228 256L229 257L228 258V261L229 262L231 261V263H233V264H239V262L241 264L242 263L243 264H248V262H250L251 264H254V262L256 264H264V259H263L264 257H263V255H261L262 254V250H263V254H264V249H262V247L264 245V240L262 241V239L264 238V234H263V232H264V230H263L264 229V225H262V223L264 224V222H263V217L260 218L261 217L260 216L261 214L259 213V211L262 212V214L264 212V210L263 211L260 210V209H263L264 208V206H263L264 205V127H261L260 126L259 128H257V127H253V126H249L248 127V126H244V125H242V126H239V125L238 126L237 125L232 126V125H228V124H201V123H187V124L185 123L184 124V122H180V121L173 122L171 120L170 121L168 120V122L167 121H154V120H150V121L145 120V122H144V120H135V119H132V118H131ZM68 122H67V124L68 125H71V126H84L85 125V127H90V128H87V129L94 128L95 125L96 126H99L102 129H106V127L109 126L107 124H104L105 122L102 121V118H94V120L91 122V121H88L86 119L84 120L81 117H76V118H71ZM73 137L74 138H77V136H73ZM241 140H243V141H241ZM243 145L244 146H249V147L251 146L252 147V149L250 150V151H253V153L251 154L252 157L250 158L251 160H249L248 162L241 161L240 160V157L238 155H236V154H228L229 156L228 155H225V154L224 155L221 154V151L220 150H222L224 148H229V149H233V150L235 149V151H236L238 148L243 147ZM193 146L194 147L196 146V148H193ZM141 159H138L137 162H139L138 165L141 164L143 166L144 162L147 161V160H145L144 158H141ZM195 170H197V169H195ZM260 198H261V200H260ZM173 199L176 202H174ZM260 201H261V204L263 203L262 205L260 204ZM252 203H254V204H252ZM257 203H259L258 205L259 206L261 205L260 207H262V208H260V207L258 208L259 211L256 208V206L258 207ZM233 204H235L237 206H235ZM231 205H233V206H231ZM253 205L254 206L256 205L255 206L256 209L254 211L252 210V209H254V206ZM234 206L236 208H234ZM102 208H103V206L99 205L96 208L82 207V210L86 211L87 216H89L90 218H92V217H94L96 215H99L101 213V211H102ZM233 208L235 210H233ZM239 208H241V209H239ZM172 209H174V210H172ZM240 210H241V212H239ZM256 210L258 211L259 214L256 213L257 212ZM249 213H251V214H249ZM243 214H244V216H243ZM254 214L255 215L258 214L257 217L260 216L259 219H260V221H262V223L257 220L258 218L255 219V220H253V222H252L251 216L253 217ZM236 215H242L244 218H242V220H239L240 218L238 219V216H236ZM247 218H250L251 220L248 219L249 221H247ZM254 218H256V217L254 216ZM256 220L258 222H260L258 224H261V225H258V229L261 231L260 232L258 230L259 231V235L260 234H263V235L259 236V238H257L258 237V235H257L258 232H257V228H256V226H257L256 225L257 224V221ZM208 221L209 222L211 221V223H209ZM229 221H231L230 224H229ZM185 222H186L185 220L182 221V223H184V224H185ZM247 222L250 225H248ZM251 222H252L253 225L251 224ZM254 222H255V224H254ZM241 223H242V225H241ZM245 223H246V225H245ZM238 224L241 227V229L238 226ZM219 225H220V227H219ZM226 225L228 227L232 226V227H230L231 229L228 228ZM254 225H256L254 231H256L257 234H254L253 229L250 228L251 226H254ZM166 226H167V228L169 227L168 234L170 236V233L172 231L170 229L172 227L170 226V224L169 225H166ZM244 226L246 228H250L251 229V232H253V233L248 232L249 231L248 229L247 230L244 229ZM259 226L261 228H259ZM262 226H263V229H262ZM237 229H239V230H237ZM242 229H243V231L245 230L244 233L246 235H250L251 236V234H252V236L254 237V241H253V237L252 236H251L252 237V241H251V237H250V240L249 241H251L253 244H254V242L256 244L257 240L259 242L260 241L259 239H261V241L259 242V244H260L259 247L260 248H257L255 246V244L253 245L248 240H246L245 238H247V237H243L244 234H243ZM240 230H241V233L243 234L242 236L241 235L240 236L244 238L246 244L248 242L250 247L253 246L254 247V250H253V247L250 248L249 246H247L244 241H243L244 244L241 243L242 240H243V238L241 240V237L239 235H237V233L238 234L240 233L239 232ZM262 230H263V232H262ZM233 232H235V233H233ZM221 233H223V234H221ZM249 233H251V234H249ZM168 234H166V236ZM233 234H236V235H233ZM172 236L173 235H171V238H172ZM238 236L240 237L239 239H237ZM182 237H183V239L177 240L173 236V239H175L176 242H175V240L173 241V239L168 240L166 242V243H168V242L170 243V244L169 243L166 244L167 245V248H168V251H171L170 253H168L169 255L168 254L166 255L165 253L162 252V251H164V249L163 250H162V248H161V250L159 249L160 250V253L161 252L163 253V255L160 254V253H158V255L160 254V256H162V258L159 256V258H161L162 262H161V260H159L160 261L159 262L155 256L154 257L152 256V258H150L151 256H148V254H145V256L147 255L146 257L143 256V254H142V258L140 256V258L138 260H136V261H139L140 259H142L143 262H144L143 264H148V263L149 264H153V263H155V264H158V263H160V264H167L168 262H165L167 260V258L169 260H172L173 255L177 253V256L181 260H184V261L186 260L185 261L186 264L187 263L188 264H191V263L192 264L193 263L195 264V261H196V264L197 263H200V264H208V263L209 264H213V263L214 264H216V263L218 264L219 263V264H221L220 259H219L221 257H219V254H221L222 257H223V254L220 251L216 250L215 247L211 246L210 244L208 245V247H204V246H202L203 244L202 245L201 244H198L195 241V238L194 237H191V236H190V238L187 237V236H186V238L184 236H182ZM181 241H183V242H181ZM175 243L178 244L177 246L179 247V250L176 253L174 252L175 245H176ZM170 245H171L172 248L171 247H168ZM244 245H246V246L244 247ZM234 247H236V248H234ZM232 248H233V250H232ZM230 249L232 250V252H230L231 251ZM235 249H238V250H235ZM255 249H257L256 250L257 252L255 251ZM260 251H261V253H260ZM182 252H183V254H182ZM212 252H214V253H212ZM172 253H174V254H172ZM210 253H212L211 254L212 257L210 256ZM233 254H235V255H233ZM165 256H167V258ZM187 256L189 257V259H188ZM216 256H217V258H215ZM240 256H243V257H240ZM246 256H248V257H246ZM238 257H239V259H238ZM251 257H252V259H253L254 262H251L250 261V260H252V259H250ZM240 258H241V261L242 262L240 261ZM244 258H247L248 260L247 259H244ZM151 259L153 261L155 260L156 262H153ZM209 259H210V261H209ZM218 259H219V261H217ZM236 259H237V262H236ZM193 260H195V261H193ZM245 260H246L247 263L245 262ZM104 261L106 262V264H115L114 262H116V264H117V262L120 261V260L112 261L111 262L110 260H107L106 259ZM104 261H103V263H104ZM119 263L120 264H123V261L121 260ZM2 264H4V263H2ZM6 264H12V263L9 262V263H6Z\"/></svg>",
    "mask_w": 264,
    "mask_h": 264
},
{
    "label": "water",
    "instance_id": "obj_3",
    "mask_svg": "<svg viewBox=\"0 0 264 264\" xmlns=\"http://www.w3.org/2000/svg\"><path fill=\"white\" fill-rule=\"evenodd\" d=\"M5 108V109H11V110H28V111H33V112H46V113H53V114H70V115H89V116H106V117H122V118H141V119H155V120H162V121H180V122H198V123H205V122H210V123H217V124H236V125H251V126H260L264 125V120H254V119H234V118H218V117H200V116H191V115H173V114H168V115H163V114H144V113H127V112H108V111H101V110H84V109H67V108H49V107H14V106H2L0 109Z\"/></svg>",
    "mask_w": 264,
    "mask_h": 264
}]
</instances>
